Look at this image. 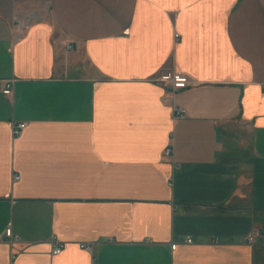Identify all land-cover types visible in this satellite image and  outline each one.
<instances>
[{
  "label": "crops",
  "instance_id": "1",
  "mask_svg": "<svg viewBox=\"0 0 264 264\" xmlns=\"http://www.w3.org/2000/svg\"><path fill=\"white\" fill-rule=\"evenodd\" d=\"M28 17L0 14V264H264V0ZM171 69L196 85L168 93Z\"/></svg>",
  "mask_w": 264,
  "mask_h": 264
},
{
  "label": "built area",
  "instance_id": "2",
  "mask_svg": "<svg viewBox=\"0 0 264 264\" xmlns=\"http://www.w3.org/2000/svg\"><path fill=\"white\" fill-rule=\"evenodd\" d=\"M30 24L31 23H30V19L28 16L15 19L14 24H13V31H14L15 36L19 37L22 34H24L29 29ZM175 37L177 38L178 35H175ZM156 82L163 85L167 89V92L170 94H172V93H174L180 89L196 85L194 82L191 81V79L188 76H186V75H184V74H182L176 70H173V69L166 70V71L162 72L161 74H159L156 78ZM12 83H13V80H9L7 82H4V85L2 87V94L8 96L12 93ZM174 111H175V115L177 118H183L185 116L184 110H182L180 108H175ZM24 127H25L24 123L13 124L12 135L18 136L22 132ZM163 155L167 158H171L172 147L167 146L163 151ZM17 179H19L18 176H15L14 180H17ZM258 234H259V231L257 229H252L245 236V238H244L245 243H248V244L253 243L255 241V238L258 236ZM4 237L10 243L17 241V237L14 235L10 224L4 230ZM186 242L190 243L191 240L188 239ZM176 246H177L176 243L171 244V249L174 250L176 248ZM80 247L85 249V250H88V251L91 250L90 244H82V245H80ZM63 248H64V243L55 240L53 242V247H52L51 253L53 255H58L61 253Z\"/></svg>",
  "mask_w": 264,
  "mask_h": 264
},
{
  "label": "rangeland",
  "instance_id": "3",
  "mask_svg": "<svg viewBox=\"0 0 264 264\" xmlns=\"http://www.w3.org/2000/svg\"><path fill=\"white\" fill-rule=\"evenodd\" d=\"M50 0H0V14L10 18H23L33 11L47 9Z\"/></svg>",
  "mask_w": 264,
  "mask_h": 264
}]
</instances>
